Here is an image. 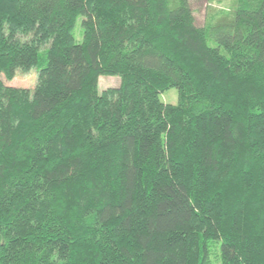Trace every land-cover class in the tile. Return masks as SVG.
I'll return each instance as SVG.
<instances>
[{
    "label": "trees",
    "instance_id": "1",
    "mask_svg": "<svg viewBox=\"0 0 264 264\" xmlns=\"http://www.w3.org/2000/svg\"><path fill=\"white\" fill-rule=\"evenodd\" d=\"M235 2L0 0V76L36 72L0 77V264H264V0Z\"/></svg>",
    "mask_w": 264,
    "mask_h": 264
},
{
    "label": "rangeland",
    "instance_id": "2",
    "mask_svg": "<svg viewBox=\"0 0 264 264\" xmlns=\"http://www.w3.org/2000/svg\"><path fill=\"white\" fill-rule=\"evenodd\" d=\"M236 0H189L193 10L195 23L199 26L203 25L208 19L211 21H222L229 18L236 5ZM235 4V5H234ZM220 10V11H219ZM227 12V13H226ZM227 14V15H226ZM79 18L76 23L74 35L76 40H79ZM208 43L210 46H215V39L209 36ZM4 84L14 87L32 89L36 83V72L29 71L27 73L18 72L13 79L6 80L0 76ZM120 83L119 77L111 75H101L98 78V90L117 87ZM162 102L175 104L177 102V90L174 87H169L159 94Z\"/></svg>",
    "mask_w": 264,
    "mask_h": 264
}]
</instances>
